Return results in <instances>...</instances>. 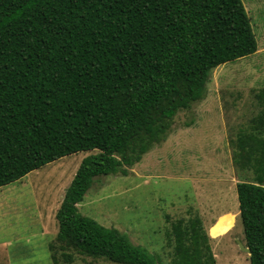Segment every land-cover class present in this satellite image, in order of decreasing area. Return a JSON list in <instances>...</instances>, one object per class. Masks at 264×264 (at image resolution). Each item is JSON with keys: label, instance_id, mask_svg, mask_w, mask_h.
I'll use <instances>...</instances> for the list:
<instances>
[{"label": "trees", "instance_id": "trees-1", "mask_svg": "<svg viewBox=\"0 0 264 264\" xmlns=\"http://www.w3.org/2000/svg\"><path fill=\"white\" fill-rule=\"evenodd\" d=\"M258 48L243 0H0V187L95 151L56 213L66 264L74 252L159 264L79 203L97 177L128 175L166 140L176 115L204 99L213 69ZM257 96L260 134L239 143L264 173V89ZM237 192L250 264H264V175L238 182ZM170 237L172 264H216L199 216L174 221Z\"/></svg>", "mask_w": 264, "mask_h": 264}, {"label": "rangeland", "instance_id": "rangeland-1", "mask_svg": "<svg viewBox=\"0 0 264 264\" xmlns=\"http://www.w3.org/2000/svg\"><path fill=\"white\" fill-rule=\"evenodd\" d=\"M243 2L257 52L213 69L204 99L176 115L166 140L128 175L97 177L79 203L84 215L128 234L159 264H172V223L195 216L203 221L216 264H250L239 244L245 239L237 183L264 173L256 162L246 163L239 138L260 134L255 119L264 89V0ZM94 152L64 156L0 187V264H66L56 213L82 160ZM73 254V264H119Z\"/></svg>", "mask_w": 264, "mask_h": 264}, {"label": "water", "instance_id": "water-1", "mask_svg": "<svg viewBox=\"0 0 264 264\" xmlns=\"http://www.w3.org/2000/svg\"><path fill=\"white\" fill-rule=\"evenodd\" d=\"M239 244H240V247H241L243 250H245V251L248 252L249 254L251 253V249H250L248 246L244 245L241 241H239Z\"/></svg>", "mask_w": 264, "mask_h": 264}]
</instances>
